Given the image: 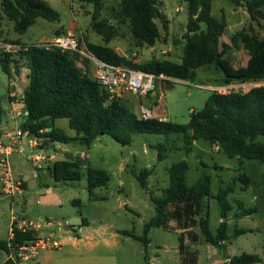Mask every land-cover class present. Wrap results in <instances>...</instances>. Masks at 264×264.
<instances>
[{
    "label": "rangeland",
    "instance_id": "1",
    "mask_svg": "<svg viewBox=\"0 0 264 264\" xmlns=\"http://www.w3.org/2000/svg\"><path fill=\"white\" fill-rule=\"evenodd\" d=\"M3 1L0 0V55L12 54L33 46L42 47L56 38L67 35L64 33L57 37L55 35L57 30L69 29L74 25L77 28V34L72 35L81 45L82 54L79 55L81 59L88 62L90 72L94 77L95 66L88 57L90 54L83 40L86 36L93 44H103L102 37L94 33L90 27L96 9L94 4L87 0H49L48 4L60 13L61 22L56 24L38 19L35 26L30 28L25 35H21L15 30L14 23L2 11ZM122 1L102 0L99 8V21H112L116 28L117 37L110 43V46L121 56L131 57L138 65L150 63L154 59L180 63L184 56L186 43L183 37L187 32L189 20L188 4L180 0H159L167 31L164 29V24L158 22V28L162 34L161 40L153 48H137L131 37L129 22L116 20V14ZM212 15L226 25V33L221 38V43L231 44V38L234 35L243 29L249 30L250 27L264 38V22H261L262 26L259 27L256 22L250 20L244 7H236L230 0H214ZM248 60V52L243 47L232 49L225 56V63L232 72L245 67ZM20 65L21 74L17 75L13 70L10 77L0 66V107L4 109L3 115L0 113V140L2 141L0 143L4 146H16L17 131L21 130L25 122L24 109L13 107L10 104L11 101L16 100L21 102L24 91L29 87L28 70L24 68L23 62ZM78 66L85 69L83 62ZM222 79V71L215 66H207L198 70L194 82L175 81L171 83L170 88L166 87L162 81L154 79L153 85L156 90L143 96L141 105L151 110L157 118H166L176 125H186L190 121V113L201 112L214 92L223 94L230 91L245 92L250 88L264 85L263 79L249 83L235 82L225 86L222 85ZM10 92H15V96L8 100ZM161 94L164 97L159 101ZM136 97L137 107L134 111L141 117V97L137 95ZM151 97L153 104L149 101ZM55 125L68 135L72 133L67 119L58 120ZM31 140L36 143L40 142L26 133L21 139L24 153L15 151L8 157V163L13 177L24 181L27 185L24 197L17 196L16 202L26 206L28 213L51 217L54 220V226L48 230H42L41 235L46 236L52 233L56 240L64 242L60 250H51L54 258L50 264H106L108 256L118 258L117 262L121 264V253L124 252L133 255L132 264L135 261L147 264L144 244L128 239L122 232L127 231L139 237L143 236L145 225L156 216L151 195L159 197L163 190L168 188V169L180 161H186L188 164L187 183L189 186L197 183L201 173H206L212 178V197L216 195L221 181L225 183L237 181L236 191L230 196L234 207L230 218V233L234 232L236 225L241 229L258 231L246 235L243 242L233 248V253L235 252V256L243 253L257 254L263 258L264 264V165L256 161L243 160L240 162L238 159H229L218 147L203 141L195 142L192 152L188 153L184 149L182 139L177 141V145L182 148L180 151L172 152L167 159L159 161L158 152L153 146L162 142L163 137L136 134L133 136L131 145L123 146L109 136H102L89 148L57 144L58 147L67 146L72 156L67 159L56 156V161L79 159L83 162L79 170L81 181L71 182L65 181L62 176L55 180L51 170L44 174L42 169H47L46 160L38 165L33 164L32 159L36 154L49 158L54 157L57 150L54 148V151H47L43 144H39L37 149L32 151L29 147ZM16 148L20 150L19 145ZM49 162L52 163L50 160ZM50 167H53L52 164ZM89 169L104 171L110 176L108 185L96 189L93 195H90L88 191ZM151 169L154 172L148 177V188L145 189L141 186L137 176ZM243 176L248 177L249 181L242 180ZM47 189L52 190V196L46 194ZM45 196L47 199L44 198ZM0 197H2L0 200V224L2 225L0 238L7 240L9 238L8 229L10 230L11 227V212L13 211L18 216L21 210L10 208L12 196L3 193L1 182ZM236 201L243 203L245 209H256V213L238 222L233 218L237 210ZM48 204L55 206L50 208ZM209 205L210 224L215 232L221 222L220 208L213 199L210 200ZM83 219L88 221L90 228L85 229L88 226H82ZM59 222L64 223L65 226L59 227ZM66 227H68V233L61 236L59 230H65ZM80 228L84 231V240L75 245L69 238H77L76 233ZM149 237L152 240V246L148 249L149 256L151 258L157 256L154 264H178L176 259L178 258L179 234L162 229H152Z\"/></svg>",
    "mask_w": 264,
    "mask_h": 264
},
{
    "label": "trees",
    "instance_id": "2",
    "mask_svg": "<svg viewBox=\"0 0 264 264\" xmlns=\"http://www.w3.org/2000/svg\"><path fill=\"white\" fill-rule=\"evenodd\" d=\"M95 5L91 30L102 37L103 44H93L84 36L87 50L106 63L140 70L148 75H161L179 81L194 82L198 70L215 66L223 73L222 85L235 82L249 83L264 79V38L252 27L243 29L231 38V44L221 43L226 33L225 23L212 15L214 0H180L188 4L189 20L184 35V56L180 63L169 60H152L138 65L129 56H121L110 46L117 37L112 21H99L102 0H87ZM236 7H244L250 20L261 27L264 22V0H230ZM1 9L14 23L15 30L25 35L36 25L38 19L50 23L61 22L60 13L45 0H4ZM116 20L128 21L132 40L137 48H153L162 38L158 22L165 25V17L160 10L159 0H123ZM164 21V22H163ZM204 26V28H203ZM64 34L57 30V37ZM19 45L20 43H16ZM21 45V44H20ZM243 47L249 55L247 65L232 72L225 63V56L232 49ZM82 60V61H81ZM21 62L28 70L29 87L24 91L25 122L21 130L43 145L55 144L85 146L89 148L102 136H109L123 146L131 145L133 136L155 135L163 141L153 146L158 152V160L164 161L172 152L180 151L177 141L182 139L184 149L190 153L195 142L203 141L218 147L229 159L240 162L256 161L264 165V85L248 91L214 92L201 112H191L186 125L163 122L158 118L143 119L126 107L119 98H112L109 90L101 85L90 72L88 62L76 52L44 47H29L12 54L0 55V66L10 77L12 71L21 74ZM85 69L78 66L82 63ZM171 84V82H168ZM152 93V92H150ZM148 93V94H150ZM0 107V113H1ZM67 119L75 136L68 135L56 127V121ZM83 162L79 159L56 162L51 168L55 180L62 176L65 181H81L79 170ZM189 167L186 161L173 164L168 169L169 186L162 195H151L156 216L144 227L142 237L124 231L123 235L140 241L147 248L152 229L167 232L197 230L206 244L226 252L227 243L238 239L251 229H241L237 225L230 233V218L234 207L230 196L236 191L237 181H221L214 197L211 194L212 178L201 173L193 186L187 183ZM153 169L137 176L141 186L148 188V177ZM245 182L249 178L243 176ZM110 176L99 170L89 169L88 191L90 195L98 188L106 187ZM220 208L221 222L213 232L210 224V200ZM234 219L239 221L256 213V209H245L236 201ZM174 224V225H172ZM82 220V226H88ZM190 234V233H189ZM78 235L76 234V237ZM182 236H180V241ZM34 239L32 233L15 232L13 240H0V254L10 255L15 249ZM226 264H261L263 259L257 254L243 253L232 258L224 254ZM4 264H15L7 260Z\"/></svg>",
    "mask_w": 264,
    "mask_h": 264
},
{
    "label": "built area",
    "instance_id": "3",
    "mask_svg": "<svg viewBox=\"0 0 264 264\" xmlns=\"http://www.w3.org/2000/svg\"><path fill=\"white\" fill-rule=\"evenodd\" d=\"M42 47L59 48L82 54L81 45L76 39H74L72 34L56 38L49 43L42 45ZM89 54V56H86L90 58L95 66V79L109 90L112 98H120L126 92H132L137 96L143 97L156 90L153 85L154 79L160 80L163 83L170 81L169 78L163 75L155 77L140 70L112 65L99 60L91 53ZM163 97V94H161L159 96V101H161ZM140 116L143 119H149L154 118L155 114L141 105ZM160 120L168 122L164 118ZM25 134L26 133L22 130L17 131L18 145ZM14 149V146H4L0 143V182L3 185L4 194L17 197L24 193V188L22 181L13 177L8 163V157L14 153ZM20 152L24 153V148L22 146H20ZM46 159L47 157L36 154L32 159V162L34 165H38ZM11 215L9 240L14 239L15 232L32 233L34 239L15 249L10 255H7V260H12L15 264H40L39 256L42 251L60 250L62 248L63 243L56 240L52 233L46 236L41 235L42 230H48L54 226V221L48 219L35 220L28 217H19L13 211L11 212ZM58 226L64 227L65 225L64 223L59 222Z\"/></svg>",
    "mask_w": 264,
    "mask_h": 264
},
{
    "label": "crops",
    "instance_id": "4",
    "mask_svg": "<svg viewBox=\"0 0 264 264\" xmlns=\"http://www.w3.org/2000/svg\"><path fill=\"white\" fill-rule=\"evenodd\" d=\"M45 1L48 2L49 0H45ZM62 29H63L64 33H66V34H77V28L74 25H72V27L69 28V29H65V28H62ZM175 81H179V80L170 79L169 82L173 83ZM164 85H166V87H168V88L171 87V84H169L168 82L164 83ZM159 88L161 89V87H159ZM14 96H15V92H10V94L8 96V100H11V98H14ZM142 98L144 99V97L140 98V105L143 103L142 102ZM119 99L121 100V102L126 107H128L131 111H133L136 114V112L134 111L135 107H137V97H136L135 94H133L132 92H126ZM149 99H150L149 101H151L152 104H153L152 97L149 98ZM11 102L12 103H10V102L9 103L11 105H13V107H19L22 110L24 109L22 101L19 102V101L16 100V101H11ZM152 104L150 103L151 106H152ZM152 109H154V107ZM153 111H155V109ZM3 113H4V109H1V114L3 115ZM164 119H166V118H164ZM71 132L72 133L70 134V136H72V137L75 136V132L72 131V130H71ZM0 142H2V141L0 140ZM1 144H3V143H1ZM39 144L42 145L43 141H40V142H37V143L32 141V140L29 141L30 150L35 151L37 149V147L39 146ZM16 146H18V145H16ZM16 146H15V149H14V153L17 150L20 152V150L18 148H16ZM20 146L23 147L21 142L19 144V147ZM54 148L57 150V154L54 155V157H49V158L47 157V159H46V161L48 162L47 169H42L44 174H47V171L51 170V168H52V167H50L51 164L53 166L56 162H58V161H56L58 156L59 157H65V159H67L68 157L72 156V152H70L68 150L67 146L66 147H64V146L63 147H58L57 144H55V145H51V146H46L45 150L54 151ZM45 150H41V151H45ZM49 160L52 161V163H50ZM22 183H23V188H24V192H25V189L27 188V185H26V183L24 181H22ZM46 194L52 196L51 195L52 194V190L51 189H47L46 190ZM20 196L24 197V193L22 195H20ZM15 198H18V197H12L10 208H12V207L13 208H19L21 210L20 214H18L19 217H28V218H33V219H36V220L48 219V220L54 221L49 216H45V215L44 216H37V215H34L32 213H28L27 212L28 209L26 208V206L24 207V206L18 204V202H16ZM44 198L47 199V196H45ZM0 200H2V197H0ZM50 202H51V200L49 201V203ZM48 206L50 208H53L55 205L48 204ZM245 218H247V217H245ZM243 219H241L239 221H243ZM1 228H2V225L0 224V229ZM67 228L68 227H66L65 230L64 229L63 230H59L60 233H61V236H64L65 234L68 233ZM88 228H90V227L88 226L85 229H88ZM251 230H254V229H251ZM8 231H10V230L8 229ZM257 231L258 230H254L253 233H255ZM83 232H84L83 229L80 228L78 230V232L76 233L78 235L77 238H73V239L69 238V240L73 241L75 245H77V243L83 242V240H84ZM0 233H1V231H0ZM171 233L179 234V236H182V238H181L182 240L180 241V239H179L178 258L176 259L178 264H226L229 260L224 259V257H223L224 254L227 257H229V258L234 257L235 256V252L233 253V248H235V246H237L241 242H243V240L246 237V235L253 234V233H248V234H246L244 236L239 237L236 240L231 241L230 243H227L226 244L227 245L226 252H222L219 249L214 248L213 246H211L209 244H206L204 242V239L202 238V236L195 229L194 230H190L188 232L172 231ZM126 237L128 239L134 241V242H139V241H136V240L132 239L131 237H128V236H126ZM54 238H55V236H54ZM0 240H2V239L0 238ZM7 240H9V238ZM61 242L64 244L63 241H61ZM151 246H152V240H151V237H150V244L146 248L147 264H154V262L156 260V257H157L156 256L154 258H151L149 256L148 249ZM51 252L52 251H43L42 253H40V256H39L40 264H50L52 262L54 256L51 255ZM132 256L133 255H131L130 253H127V252L121 253V260H122L121 264H132V259H133ZM117 259L118 258H114V257L112 258L111 256H108V257H106V264H118ZM6 261H7V255L4 254V253H1L0 254V264H4ZM133 264H140V263L135 261ZM261 264H263V262Z\"/></svg>",
    "mask_w": 264,
    "mask_h": 264
}]
</instances>
